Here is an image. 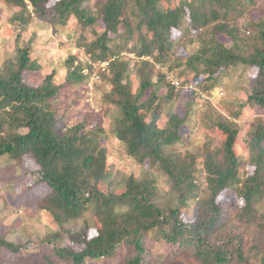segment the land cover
<instances>
[{"label": "trees", "instance_id": "16d2710c", "mask_svg": "<svg viewBox=\"0 0 264 264\" xmlns=\"http://www.w3.org/2000/svg\"><path fill=\"white\" fill-rule=\"evenodd\" d=\"M90 1L0 0L15 10L16 26L34 18L55 31L72 20L82 31L91 29L95 38L88 42L83 35L77 45L93 62L108 64L111 90L103 96V113H115L107 130L99 114L63 130L52 101L62 88L82 83L85 65L69 55L63 83L56 85L51 73L41 85H29L24 75L41 68L32 46L17 39L0 65V161L18 167L27 155L34 160L36 182L29 189L46 188L36 209L56 230L38 245H16L0 235V264L4 254L33 250L45 252L33 264H176L186 258L190 264H264V17L251 10L255 0H93L89 8ZM183 26L175 45L174 33ZM126 52L137 60L131 68ZM158 65L167 73L154 74ZM237 65L251 70L246 104L257 108L245 160L237 152L239 115L215 112L204 126L222 137L219 145L191 152L180 131L193 103H186L183 116L165 108L186 84L202 77L197 89L210 92L217 76ZM169 73L178 88L166 79ZM191 95L200 98L198 91ZM108 132L136 164L157 167L168 180L175 198L168 208L159 207L153 179L130 175L121 189L113 185ZM232 223L253 227L254 238L247 241Z\"/></svg>", "mask_w": 264, "mask_h": 264}, {"label": "rangeland", "instance_id": "374dc122", "mask_svg": "<svg viewBox=\"0 0 264 264\" xmlns=\"http://www.w3.org/2000/svg\"><path fill=\"white\" fill-rule=\"evenodd\" d=\"M93 3L94 1L91 0L87 6L92 8ZM172 3L183 5L185 0H174ZM162 6L167 7V4L163 3ZM251 10L264 17V0H255ZM14 14V9L0 2V65L13 54L18 39V44L29 43L32 46L33 57L38 61L41 68L34 73H26L24 81L32 86H39L47 75L54 73L55 83L60 85L65 79L66 59L69 55L76 54L75 62L85 65L83 69L85 78L77 87L62 88L58 96L52 101L53 109L56 111L57 117L65 123L63 130L81 122L85 115L94 116L98 114L102 118L105 129H109V120L114 117L115 113L113 111L108 115L103 113L105 110L103 108V96L111 90L109 82L111 75L108 72V64L102 66L101 63L93 62L85 54L83 47L77 45V40L83 35L88 42L95 38L91 29L82 31L76 21L72 20L65 27L55 31L51 24L34 18L30 24L21 27L12 24L11 20ZM102 29L103 26L100 24L96 28L95 34H100ZM184 32V26L175 31L173 37L175 45H178ZM185 54L183 49L179 50L181 57H184ZM122 55L131 59L130 68L133 67L137 61L136 57L130 52ZM181 61H175L174 65H178ZM158 73H167V71L158 65L155 66L154 74ZM175 73L166 74V79L170 81L171 78H175ZM103 74L106 75L105 78L101 76ZM251 75L249 68L237 65L231 70L221 72L210 92L197 89V83H203L202 77L193 82L194 87L192 88H186L189 87V84H184V89L179 90V97L165 108L168 111L169 107H172L173 111L183 116L186 103H193L192 110L194 113L187 118L180 131L184 147L193 153H200L205 143L218 146L222 137L212 133L204 126L209 123L208 119L215 117V112L228 119L232 117L231 115H239L235 118L239 129L237 152L241 161L245 160L246 146L244 140L250 131L257 109L255 106L249 108L252 106L246 104L249 85L252 83L249 81ZM192 76L189 79H192ZM137 86L138 82L136 81L134 84L135 93ZM191 91H198L199 100L197 97H192ZM163 93L162 91L160 94ZM104 134H107L106 146L109 149L110 181L113 185L121 189L125 178L130 175L136 176L139 181L153 179L161 196L159 207L168 208L175 198L169 192L168 180L160 174L158 168L148 164L143 166L136 164L125 153L124 147L116 140L112 132ZM37 169L38 166L29 155L23 158L22 164L18 167L9 160L0 161V235H5L7 240L16 245H26L31 242L38 245L47 234L56 230L55 225L48 220L47 216L36 209L46 188L39 185L29 189L36 182V174L34 173ZM222 200L229 201L231 197L223 196ZM263 209L261 207V210ZM80 224L81 222H78L76 228H79ZM232 224L244 231L247 241L254 238L256 230L253 227ZM154 246L158 251H165L164 248ZM44 253L41 250H33L31 255L30 253L15 256L4 254L1 262L3 264H33ZM190 262L191 260L186 258L176 264H190Z\"/></svg>", "mask_w": 264, "mask_h": 264}, {"label": "built area", "instance_id": "2783aa9c", "mask_svg": "<svg viewBox=\"0 0 264 264\" xmlns=\"http://www.w3.org/2000/svg\"><path fill=\"white\" fill-rule=\"evenodd\" d=\"M101 65L106 66L107 63H101ZM170 81H171L172 85H174L176 88H178L180 86L179 85L180 83L176 78H171ZM192 87H194V85H189V87H186V88H192Z\"/></svg>", "mask_w": 264, "mask_h": 264}, {"label": "clouds", "instance_id": "9594fccd", "mask_svg": "<svg viewBox=\"0 0 264 264\" xmlns=\"http://www.w3.org/2000/svg\"><path fill=\"white\" fill-rule=\"evenodd\" d=\"M103 63H106V62H103Z\"/></svg>", "mask_w": 264, "mask_h": 264}]
</instances>
